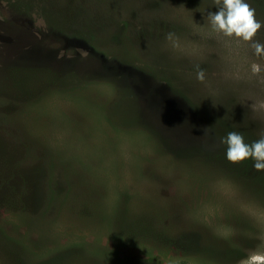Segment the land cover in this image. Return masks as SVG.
Here are the masks:
<instances>
[{
    "label": "rangeland",
    "instance_id": "obj_1",
    "mask_svg": "<svg viewBox=\"0 0 264 264\" xmlns=\"http://www.w3.org/2000/svg\"><path fill=\"white\" fill-rule=\"evenodd\" d=\"M246 2L264 25V0ZM216 11L0 0V264L264 254V171L230 163L221 143L264 137V56L213 31Z\"/></svg>",
    "mask_w": 264,
    "mask_h": 264
},
{
    "label": "clouds",
    "instance_id": "obj_2",
    "mask_svg": "<svg viewBox=\"0 0 264 264\" xmlns=\"http://www.w3.org/2000/svg\"><path fill=\"white\" fill-rule=\"evenodd\" d=\"M219 11L209 13L207 16L213 31L225 37H235L249 43L256 56H264V44L255 40V36L261 29L262 22L256 18V10L246 0H215ZM172 34H169V39ZM253 73H259L260 67L252 65ZM197 79L201 82L205 79L203 69L197 70ZM208 126L204 129L212 127ZM221 143L226 145V158L230 163L238 164L252 159L253 168L257 172L264 171V137L252 143H246L240 132H228L221 138ZM246 264H264V254L253 252L247 258Z\"/></svg>",
    "mask_w": 264,
    "mask_h": 264
},
{
    "label": "trees",
    "instance_id": "obj_3",
    "mask_svg": "<svg viewBox=\"0 0 264 264\" xmlns=\"http://www.w3.org/2000/svg\"><path fill=\"white\" fill-rule=\"evenodd\" d=\"M180 264H186V262H180Z\"/></svg>",
    "mask_w": 264,
    "mask_h": 264
}]
</instances>
